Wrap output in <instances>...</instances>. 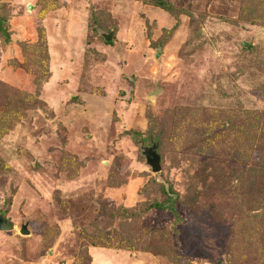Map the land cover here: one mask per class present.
I'll return each instance as SVG.
<instances>
[{"label":"rangeland","instance_id":"obj_1","mask_svg":"<svg viewBox=\"0 0 264 264\" xmlns=\"http://www.w3.org/2000/svg\"><path fill=\"white\" fill-rule=\"evenodd\" d=\"M0 19V264H264V0Z\"/></svg>","mask_w":264,"mask_h":264},{"label":"water","instance_id":"obj_2","mask_svg":"<svg viewBox=\"0 0 264 264\" xmlns=\"http://www.w3.org/2000/svg\"><path fill=\"white\" fill-rule=\"evenodd\" d=\"M6 21H0V29L3 31L4 37L6 39V43H9L10 36H9V27L6 26ZM104 37L107 42H110L113 37V33L104 34ZM143 154L146 155L147 164L152 168L153 173H160L162 170L161 167V156L158 153V145L154 144L151 148H144ZM14 225L8 223L4 217L0 216V231L9 232L13 231ZM21 234L23 236H29L31 232L28 229L27 225H24L21 228Z\"/></svg>","mask_w":264,"mask_h":264},{"label":"trees","instance_id":"obj_3","mask_svg":"<svg viewBox=\"0 0 264 264\" xmlns=\"http://www.w3.org/2000/svg\"><path fill=\"white\" fill-rule=\"evenodd\" d=\"M0 21H5V20H2V19H0ZM1 30V29H0ZM2 31V30H1ZM43 43H44V50H45V53H47V51L46 50H48V48H47V45H46V43L44 42V39H43ZM160 208H161V206H159ZM5 219V218H4ZM6 220V219H5Z\"/></svg>","mask_w":264,"mask_h":264}]
</instances>
